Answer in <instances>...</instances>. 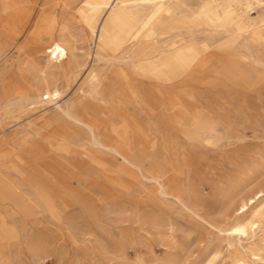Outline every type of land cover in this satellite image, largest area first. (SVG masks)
Masks as SVG:
<instances>
[{
	"label": "rangeland",
	"instance_id": "rangeland-1",
	"mask_svg": "<svg viewBox=\"0 0 264 264\" xmlns=\"http://www.w3.org/2000/svg\"><path fill=\"white\" fill-rule=\"evenodd\" d=\"M86 1L30 0L21 27L0 16V264H264V0H164L112 32L141 70L93 59ZM58 106L104 143L128 121L144 177ZM176 109L208 116L213 139L173 131ZM176 180L203 222L171 199Z\"/></svg>",
	"mask_w": 264,
	"mask_h": 264
},
{
	"label": "bare ground",
	"instance_id": "bare-ground-1",
	"mask_svg": "<svg viewBox=\"0 0 264 264\" xmlns=\"http://www.w3.org/2000/svg\"><path fill=\"white\" fill-rule=\"evenodd\" d=\"M29 1L30 0H0V16L2 14L8 17L15 16L17 19L16 25L20 27L23 26L24 14L21 10L24 4ZM165 4L166 2L164 0H88L84 2L79 9V16L87 27L90 35L96 36L95 50L92 52L93 59L125 66L132 64L137 70H141V60L135 61L134 57L130 56L117 57L113 53V47L111 45L112 32L115 31L123 37L132 35L133 30L138 26V18L146 17L152 19L159 14L161 9L163 10L162 7H164ZM156 5L157 9L150 11V9H152L153 6L156 7ZM245 49L250 55L253 56L255 54V50H253L250 45H245ZM171 102V99H167L166 102H163L156 95L150 100V103L157 109H161V107L165 105L171 106ZM58 107L70 120L79 124L87 131L95 145L104 147L108 151L119 155L124 162L123 166H131L144 177L143 170H145V168L143 164L130 152L134 148L135 143L132 140L133 132L130 129L128 121L124 120L123 125L115 131L117 136L116 140L104 143L99 138L98 129L92 122L82 119L68 106V108ZM183 111L184 110L176 109L175 116L167 118L165 121L167 126L185 139L195 140L202 137H205L208 141L213 139V126L208 116L199 112L189 117L185 115ZM133 131L138 134L142 142H147V134L137 127L134 128ZM149 175V178L157 183L161 190L165 189L157 175L153 173H149ZM172 188L173 191L170 193V197L177 205L189 213L193 218L200 219L201 221L205 220L195 204L193 194L190 190L185 188L181 181H173ZM263 191L264 188L261 192ZM261 192H256L252 197L248 198L246 202L238 208L239 212L242 214L246 210L248 204L253 203L255 199L260 197ZM256 229L255 221H251L247 225L237 224L232 227L230 234L247 235L248 231L254 234Z\"/></svg>",
	"mask_w": 264,
	"mask_h": 264
}]
</instances>
